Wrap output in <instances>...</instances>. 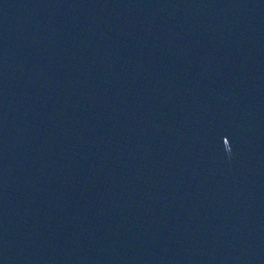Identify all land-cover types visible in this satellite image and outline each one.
I'll return each mask as SVG.
<instances>
[{
	"label": "water",
	"instance_id": "obj_1",
	"mask_svg": "<svg viewBox=\"0 0 264 264\" xmlns=\"http://www.w3.org/2000/svg\"><path fill=\"white\" fill-rule=\"evenodd\" d=\"M0 264H264V0H0Z\"/></svg>",
	"mask_w": 264,
	"mask_h": 264
}]
</instances>
